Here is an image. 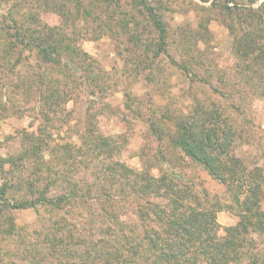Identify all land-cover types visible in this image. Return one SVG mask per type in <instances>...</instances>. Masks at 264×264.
Wrapping results in <instances>:
<instances>
[{"label": "rangeland", "instance_id": "374dc122", "mask_svg": "<svg viewBox=\"0 0 264 264\" xmlns=\"http://www.w3.org/2000/svg\"><path fill=\"white\" fill-rule=\"evenodd\" d=\"M250 1L51 0L46 8L42 0H2L0 12L8 18L14 15L30 29H38L30 21L36 16L73 38L86 53L88 65L75 62L68 80L74 94L71 99L65 103L62 97L60 108L40 111L39 93L45 80L60 81L62 76L43 68L34 49L22 51L19 64L9 74L6 94L0 98L5 107L0 112V156L21 152L30 132L43 130L50 137L42 153L50 165L60 164L61 153L55 146L80 145L83 134L105 138L116 146L113 160L136 172L156 178L176 173L191 179L186 201L194 204L196 194L200 203L211 204L223 234L224 228L238 221L235 196L242 198L247 179L242 182L225 175L227 183L215 177L174 148L169 138L178 116L213 106L233 126V157L246 166V172L256 171L264 178V0ZM147 7L165 29L162 47L157 46L158 29ZM249 7L259 12L250 15ZM248 31L250 39H256L253 51L241 40H247ZM16 55L12 53L10 59L14 61ZM46 69L50 71L47 78ZM83 165L72 169L71 162L65 164L69 174L86 177L91 163ZM3 181L0 169V186ZM64 210L79 221L86 214L82 203L69 204ZM60 216L65 218L44 207L2 209L0 264L87 263L77 253L47 250L45 234L57 228L51 223ZM250 235L264 248V234ZM67 242L69 249L71 240ZM27 250L38 253L31 257Z\"/></svg>", "mask_w": 264, "mask_h": 264}, {"label": "trees", "instance_id": "16d2710c", "mask_svg": "<svg viewBox=\"0 0 264 264\" xmlns=\"http://www.w3.org/2000/svg\"><path fill=\"white\" fill-rule=\"evenodd\" d=\"M42 3L48 8L52 2ZM63 9L62 3L60 14ZM147 9L158 29L157 46L162 47L166 42L165 29L152 9ZM247 10L250 15L259 12L250 7ZM8 16L11 18L0 12V98L6 94L9 74L19 64L22 51L34 49L43 68L55 69L62 76L60 81L45 80L39 93L40 111L60 108L62 97L66 103L74 95L68 80L77 66L75 62L88 65L86 53L75 46L73 38L36 16H31L30 21L37 23L38 29H30L22 18ZM251 34L246 32L247 40H241L253 51L256 39H250ZM12 53L17 54L14 61L10 59ZM44 72L47 78L50 71ZM2 104L0 101V112L5 110ZM176 119L169 138L174 148L227 183L225 175L243 179L242 182L247 179L242 198L235 196L238 221L224 228L223 234H219L217 210L211 204L200 203L196 194L194 204L186 201L193 186L191 179L176 173L156 178L148 172H136L113 160L115 144L89 134L82 135L80 145L68 142L55 146L61 160L54 166L42 154L49 147L48 134L43 130L27 133L28 143L21 152L0 156L4 173L0 206L44 207L62 213L65 218L60 216V220L51 223L57 228L45 234L47 250L62 255L77 253L87 261L85 264H264V248L250 235L264 234V178L256 171L246 172V166L233 157L231 138L235 132L229 119L213 106L198 107ZM67 161L72 169L82 162L88 167L89 161L90 173L86 177L69 174ZM11 190L17 191V195L11 194ZM75 203L86 206L83 220L64 210ZM70 240L72 246L68 249ZM36 251L27 250L31 257Z\"/></svg>", "mask_w": 264, "mask_h": 264}]
</instances>
